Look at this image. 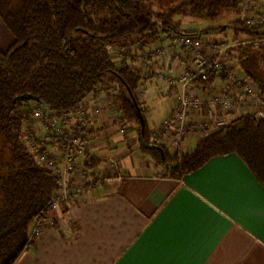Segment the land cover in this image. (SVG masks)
Returning <instances> with one entry per match:
<instances>
[{"label": "crops", "instance_id": "obj_1", "mask_svg": "<svg viewBox=\"0 0 264 264\" xmlns=\"http://www.w3.org/2000/svg\"><path fill=\"white\" fill-rule=\"evenodd\" d=\"M242 33L243 41L253 37ZM173 40L148 47L133 63L123 55L115 60L138 66L143 75L137 98L150 142L171 153H188L217 126L216 120L227 122L243 110L224 113L219 106H201L191 113L181 144L175 143L172 131L159 132L177 104V94L183 93L181 84L168 86L157 79L159 74L179 78L193 67L189 58H177ZM13 41L0 19V50ZM156 48L167 52L155 55ZM227 85L226 79L217 78L190 95L210 101ZM117 91L118 85L111 82L84 105L90 118L87 148L80 159L83 164L86 157L96 159L91 184L47 217L43 234L18 264H264V187L247 166L238 156L228 155L212 159L184 180L168 177L164 166L142 152L137 127L115 118ZM96 108H101L100 115L93 113ZM210 109L215 117L208 124ZM35 127L33 133L45 139V147L57 151L59 144L47 124L41 121Z\"/></svg>", "mask_w": 264, "mask_h": 264}, {"label": "trees", "instance_id": "obj_2", "mask_svg": "<svg viewBox=\"0 0 264 264\" xmlns=\"http://www.w3.org/2000/svg\"><path fill=\"white\" fill-rule=\"evenodd\" d=\"M228 9L243 12L242 0H0V19L14 39L0 50V264H18L30 250L29 230L46 217L59 189L57 176L26 146L31 112L40 107L62 117L111 82L118 85L115 99L124 123L137 127L142 152L164 166L168 177L184 180L214 158L236 155L264 187V118L233 117L206 132L188 153L155 147L137 98L143 75L138 66L115 60L129 51L133 63L166 38L198 33L183 30L177 17L215 21ZM144 11L153 18L143 26L120 28ZM233 23L236 34L258 36L242 19ZM235 55L240 71L264 96V45H239ZM84 165L93 171L96 159L86 157Z\"/></svg>", "mask_w": 264, "mask_h": 264}, {"label": "built area", "instance_id": "obj_3", "mask_svg": "<svg viewBox=\"0 0 264 264\" xmlns=\"http://www.w3.org/2000/svg\"><path fill=\"white\" fill-rule=\"evenodd\" d=\"M245 23L256 30L257 35L238 44H230L228 40L209 39L203 34H179L174 37L173 46H176L177 58H189L192 69L186 70L179 78L166 77L159 74L160 81L168 86L175 87L181 84L183 93L177 94V104L172 113L166 117L159 132L172 131L176 144H181L187 134L191 113L203 105L219 106L224 113L241 108L243 114H252L257 118H264V97L261 92L248 81L244 74L229 66L224 59L225 52L232 47L242 44L254 46L264 45V0L242 1ZM224 47V48H223ZM166 49L156 48L154 54L163 56ZM224 78L227 80V88L214 92L210 101L203 100L199 95H190L197 90L202 91V83L211 78ZM93 113L100 115L101 108H96ZM115 118L124 122L121 111H115ZM212 109L208 110L207 122L214 119ZM90 118L89 110L80 107L64 116H57L45 108L36 107L30 114V119L25 123L26 146L29 152L36 157L38 164L51 171L59 180V189L52 203L46 209L45 216L38 219L29 234V240L39 238L45 227V220L54 212L63 208L72 197L84 194L86 187L91 184L93 173L85 167L80 157L87 148V123ZM216 120V119H215ZM45 122L51 134L59 144L57 151L50 152L45 147V139L39 140L34 132L36 123ZM225 124L223 120H216L217 126ZM125 135L127 130L121 129ZM154 134L155 140L160 135Z\"/></svg>", "mask_w": 264, "mask_h": 264}, {"label": "rangeland", "instance_id": "obj_4", "mask_svg": "<svg viewBox=\"0 0 264 264\" xmlns=\"http://www.w3.org/2000/svg\"><path fill=\"white\" fill-rule=\"evenodd\" d=\"M159 10L160 9L157 6L153 7L154 13L159 12ZM151 17H152V13L148 11H144V13H138L137 16L134 17L133 19H129L125 23L121 24L120 28L138 29L141 26H143L145 23H147ZM176 19L177 21L181 22L182 29L185 31L207 32L210 29L211 30L217 29L219 27L224 28V30L220 32L214 31L213 33H206L207 36L205 37L207 38H209L210 36L216 40H221L224 38L228 40L229 43L232 45L238 44L239 42H242L245 39V36L243 35L241 31H238V33L236 34V31H235L236 28H235V25H233L234 24L233 22L238 19H242V21L245 23L244 12L239 13V12H235L233 10L228 9V10L223 11L221 16L215 21L197 20V19H192L189 17H177ZM259 46L260 45L256 47H259ZM235 48H237V46L228 49L227 52H225V57H224V59L229 64V66H231L232 68H235L234 71L237 70L238 65H239L238 57L235 55ZM128 52L129 51H124L121 53V55L124 56L123 57L124 59H129L127 56V54H129ZM25 135H26V130H25Z\"/></svg>", "mask_w": 264, "mask_h": 264}]
</instances>
